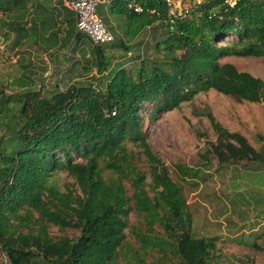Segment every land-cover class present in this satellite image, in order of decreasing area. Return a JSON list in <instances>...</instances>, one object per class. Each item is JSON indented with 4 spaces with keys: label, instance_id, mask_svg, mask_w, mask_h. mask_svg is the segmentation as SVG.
Listing matches in <instances>:
<instances>
[{
    "label": "trees",
    "instance_id": "16d2710c",
    "mask_svg": "<svg viewBox=\"0 0 264 264\" xmlns=\"http://www.w3.org/2000/svg\"><path fill=\"white\" fill-rule=\"evenodd\" d=\"M30 2L0 0L3 25L12 33L5 35L10 36L11 53L26 43L43 52L82 45L85 38L77 32L75 20L67 22L65 36L58 40L46 7ZM135 2L143 8L141 13L128 10L120 0H112L109 11L122 17L130 38L158 24L165 35L153 48L163 55L161 60H140L135 75L116 66L103 76L104 84H94V77L64 90L57 87L50 98L31 91L20 96V145L3 156L0 168V252L8 264H118L120 252L129 249L125 231L130 211L145 223L144 231H132L142 250L149 247L171 255L176 264H220L215 261L214 240L192 236L181 189L152 153L141 113L150 105L153 119L210 90L238 103H264L262 79L221 63L226 57L264 58V0H237L233 6L211 0L172 25L164 22L162 4ZM90 51L89 56L81 51L83 67L102 75L110 66L105 47L90 46ZM208 117L216 140L207 151L220 166L243 161L264 165V149L255 151L244 136ZM140 155L150 169L151 197L135 163ZM206 167L177 165L175 173L187 182L199 178ZM103 171L112 177L104 179ZM58 172L74 181V193L61 192L51 181ZM126 183L133 188L131 196ZM155 224L166 238L154 235ZM51 225L75 230L77 236L53 239Z\"/></svg>",
    "mask_w": 264,
    "mask_h": 264
},
{
    "label": "rangeland",
    "instance_id": "374dc122",
    "mask_svg": "<svg viewBox=\"0 0 264 264\" xmlns=\"http://www.w3.org/2000/svg\"><path fill=\"white\" fill-rule=\"evenodd\" d=\"M109 6L110 3L104 1L96 8V14L114 37V41L104 45L110 66L102 75L96 74L94 68L86 71L83 67L81 51L84 50L87 56L91 55V45L86 39L83 40L84 44L82 42V45L72 50L65 49V54H56L63 59L53 53L50 55L56 61L55 71L50 70L53 74L49 77L42 78L41 74L36 77L39 71L45 70L37 64L24 71L18 67V62L12 61L10 36L5 37L10 33L9 28L3 25L5 17L0 15V168H3V156L16 151L20 145L16 131L21 126L20 99L24 100L21 94L31 91L40 98H50L57 87L64 90L76 82L92 81L94 77V84H104L103 76L107 77V73L116 66L135 75L140 60L163 58L153 48L165 35L158 24L130 38L125 34L126 27L121 22V16H113L115 20L109 25L102 18L109 11ZM221 63L233 64L239 71L248 72L264 81V58L226 57ZM18 83H24V89H19ZM150 110L151 106L146 105L141 113L142 128L152 153L162 160L169 175L181 189L191 217L192 236L214 240L215 261L220 264H264V165L243 161L220 166L207 151L209 144L216 140L209 114L215 123L229 132L241 134L255 151L261 152L264 143L259 137L264 139V103H238L231 97L210 90L198 94L178 109L153 119L149 118ZM128 148L132 149L130 145ZM135 163L138 171L145 176V189L151 197L152 179L145 157L140 155ZM203 164L207 167L202 169L203 174L195 180L184 182L175 173L177 165L200 169ZM102 176L104 179L112 177L109 171H103ZM51 181L61 192L76 191L74 181L65 173H56ZM125 186L127 195L131 196L133 188L128 183ZM127 218L129 228L125 231V243L129 249L124 248L120 252L118 264H176L177 260L171 255L163 256L149 247L142 250L140 241L132 231H144V220L133 211L129 212ZM153 230L154 235L166 238L158 224L153 226ZM48 232L53 239L77 236L75 230L61 231L52 225ZM0 264H8L6 256L1 252Z\"/></svg>",
    "mask_w": 264,
    "mask_h": 264
},
{
    "label": "built area",
    "instance_id": "2783aa9c",
    "mask_svg": "<svg viewBox=\"0 0 264 264\" xmlns=\"http://www.w3.org/2000/svg\"><path fill=\"white\" fill-rule=\"evenodd\" d=\"M106 0H62V5L71 11L75 17L76 30L92 47L106 45L114 41L111 32L105 27L101 19L96 14L97 6ZM112 1V0H110ZM126 3L128 10L134 13H141L143 8L135 0H120ZM162 4L165 8L164 22L174 24L176 20H181L190 16V13L211 0H152ZM237 0H225L233 6ZM155 11L150 10L153 14Z\"/></svg>",
    "mask_w": 264,
    "mask_h": 264
},
{
    "label": "crops",
    "instance_id": "0c3cea01",
    "mask_svg": "<svg viewBox=\"0 0 264 264\" xmlns=\"http://www.w3.org/2000/svg\"><path fill=\"white\" fill-rule=\"evenodd\" d=\"M109 3L111 2L110 0H106ZM35 2H39L43 7H46V13L51 15V24H52V28L53 31L57 30L58 35L57 38L58 40L62 39L65 36V32L66 29L68 28V24L67 22L69 20H75V17L73 15V13L71 11H69L68 9H66L63 5H62V0H32V2H30V5L32 6L33 4H35ZM60 2V3H59ZM40 11H42L40 9ZM32 12V9H29V13ZM32 15V13H31ZM112 15V16H111ZM116 14L111 13L110 11H108L107 13H105L103 15V19L105 20L106 24L109 25L111 22H114L115 18H113V16H115ZM30 16V15H29ZM122 23H124V27H125V21L121 20ZM110 27H112L110 25ZM38 36V35H37ZM38 46L36 45H32V44H24L21 47L17 48L14 50L13 53H11V57L13 58V62H18L20 63V65H18L19 68L24 69L25 66L29 65L30 63L33 64L32 68L35 67V64H37L39 67L41 68H45V70L43 72L39 71L36 75V77H39L40 74L42 75V78H46L49 77L50 74L52 75L55 70V59L50 57V55L53 53L54 55L56 54H65V51H56V50H51L48 52H43L42 50L39 51L37 49ZM74 46H72L71 49H73ZM53 55V56H54ZM50 57V59H48V57ZM57 57H60V59H63L64 57L56 55ZM59 59V60H60ZM58 60V59H57ZM58 63V62H57ZM36 70V69H35ZM52 72H51V71ZM57 71V70H56ZM31 78H34V76H32ZM19 89H24V87H21Z\"/></svg>",
    "mask_w": 264,
    "mask_h": 264
}]
</instances>
